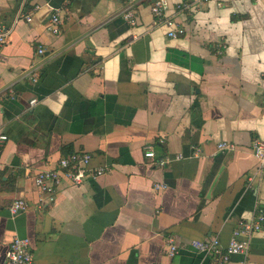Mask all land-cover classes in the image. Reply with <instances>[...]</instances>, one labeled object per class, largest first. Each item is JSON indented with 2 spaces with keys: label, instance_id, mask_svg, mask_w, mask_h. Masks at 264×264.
<instances>
[{
  "label": "crops",
  "instance_id": "0c3cea01",
  "mask_svg": "<svg viewBox=\"0 0 264 264\" xmlns=\"http://www.w3.org/2000/svg\"><path fill=\"white\" fill-rule=\"evenodd\" d=\"M169 13L178 38L152 27L149 0H0V264L16 236L33 264H214L192 241L226 247L264 211V0H170ZM75 151L111 170L39 207L34 176ZM19 198L29 207L13 214ZM249 239L234 264H264V223Z\"/></svg>",
  "mask_w": 264,
  "mask_h": 264
},
{
  "label": "built area",
  "instance_id": "2783aa9c",
  "mask_svg": "<svg viewBox=\"0 0 264 264\" xmlns=\"http://www.w3.org/2000/svg\"><path fill=\"white\" fill-rule=\"evenodd\" d=\"M130 3H137L142 0H129ZM151 3L152 27L167 28V35L170 38H178L185 33L184 26L180 25L174 15L169 13L170 0H149ZM200 3L206 0H198ZM189 7L188 4L178 5L179 10ZM24 15L27 20L32 19V14ZM124 17L131 24H135L136 8L135 5H129L124 10ZM62 17L59 12H54L47 23L46 27L49 31L58 34L61 31ZM11 27L4 23H0V49L8 40ZM137 36H135L136 38ZM46 46L40 45L36 48L33 55L40 57L46 52ZM40 73L35 68L33 70L32 79L37 81ZM264 75V71H263ZM32 104L37 103L36 99H32ZM1 138H6L2 136ZM226 146V144H222ZM144 154L147 158L154 159L156 157L155 145L147 143L143 146ZM253 152L257 160L264 165V139H257L253 143ZM92 155L86 151H75L68 155L62 156L54 167L43 169L34 176V183L39 191L38 206L43 207L56 200V194L62 183L68 182L72 185L79 186L88 178H98L111 170L109 166L92 167ZM169 162L168 158L158 161L161 166H166ZM158 188L166 187L165 185H157ZM29 203L24 198L16 199L10 207L13 214L27 210ZM264 223V211L259 210L255 219L241 221L239 226L233 231V235L226 247L222 246L219 237L215 236L208 240H193L192 245L205 252L208 256L214 257V264H234L231 257L235 254H247L250 249V236L262 229ZM168 254L174 256L179 251V246L175 239L168 237ZM33 252L29 238L16 236L10 243L5 260L2 264H33Z\"/></svg>",
  "mask_w": 264,
  "mask_h": 264
},
{
  "label": "water",
  "instance_id": "95a60500",
  "mask_svg": "<svg viewBox=\"0 0 264 264\" xmlns=\"http://www.w3.org/2000/svg\"><path fill=\"white\" fill-rule=\"evenodd\" d=\"M216 180H217V178H216ZM216 180H215V182H216ZM215 182H214V184H215ZM214 184H213V185H214Z\"/></svg>",
  "mask_w": 264,
  "mask_h": 264
}]
</instances>
